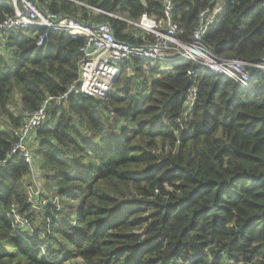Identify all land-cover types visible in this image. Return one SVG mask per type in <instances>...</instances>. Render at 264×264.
<instances>
[{
  "label": "trees",
  "instance_id": "1",
  "mask_svg": "<svg viewBox=\"0 0 264 264\" xmlns=\"http://www.w3.org/2000/svg\"><path fill=\"white\" fill-rule=\"evenodd\" d=\"M72 1L131 20L162 17V0ZM172 1L178 37L188 40L209 0ZM74 2L40 6L108 24L117 40L137 44L131 27ZM12 13L0 2V20ZM43 33L28 28L0 47V162L24 113L78 78L84 40L49 32L37 49ZM203 44L222 59L258 62L264 0H224ZM191 69L132 59L107 101L69 95L46 109L35 134L46 197L29 203L19 156L0 169V264H264V81L241 89Z\"/></svg>",
  "mask_w": 264,
  "mask_h": 264
},
{
  "label": "built area",
  "instance_id": "2",
  "mask_svg": "<svg viewBox=\"0 0 264 264\" xmlns=\"http://www.w3.org/2000/svg\"><path fill=\"white\" fill-rule=\"evenodd\" d=\"M12 5L13 13L0 20V47L6 44L10 34L18 33L28 28H41L44 33L35 38L34 47L40 49L44 46L49 32H58L84 40L79 49L82 59L79 62V74L65 93L59 97H48L38 106L35 112L24 113L18 129L11 131L12 143L5 155V160L0 162V169L14 156H19L29 167V177L32 188L29 190V203L33 204L30 197L33 193L36 201L42 193V187L34 180L41 178L40 160L36 157L38 141L36 130L40 129L46 121V109L50 105L61 106L69 95H81L107 101L113 86L119 78L122 64L132 59L173 65L184 61L192 64L188 76L210 72L232 80L239 88L245 89L255 76H260L264 81V57L256 63H247L236 59H222L203 44V39L215 24L217 17L222 13L224 0H209L210 6L198 12L197 23L188 40H180L178 25L174 22L172 0H162L163 9L161 18H153L146 13L138 19L131 20L127 14L121 16L98 9L90 8L81 3L74 2L92 12L93 16L104 15L131 27L132 36L138 40L137 44L119 41L115 38L108 24L97 23L92 20L77 19L66 15L53 13L48 7H41L40 0H0ZM131 68H127V71ZM129 72V71H128ZM196 98V86H192L187 95V112ZM28 177V176H27ZM18 224L27 231V223L23 220ZM80 264L77 260L68 261L66 264Z\"/></svg>",
  "mask_w": 264,
  "mask_h": 264
},
{
  "label": "rangeland",
  "instance_id": "3",
  "mask_svg": "<svg viewBox=\"0 0 264 264\" xmlns=\"http://www.w3.org/2000/svg\"><path fill=\"white\" fill-rule=\"evenodd\" d=\"M117 14H119V15H121V16H125V14L124 13H121V12H117ZM167 65H173L172 63H169V64H167ZM129 71V72H128ZM127 71V73H128V75H131L132 74V72L130 71V70H128ZM37 182V184H40V187H42V193L40 194V197H39V199L42 197V199H43V197H46V195H45V193H44V189H45V187L47 186L43 181H44V179H42V177L41 178H37V179H35L34 180V182ZM53 188H54V186H52ZM41 195H43V196H41ZM51 195L53 196V194H51V193H48V197H49V199L51 198ZM30 199H31V201H33V204H35L36 202H38V200L36 201V199H35V196H34V194L32 193L31 194V197H30ZM40 201V200H39ZM35 206V205H34ZM36 207V206H35ZM39 233L38 234H42V235H44V232L42 231V229H40L39 228ZM30 236V235H29ZM31 237H33V236H31ZM28 241H29V239H28ZM31 241V240H30ZM79 264V263H78Z\"/></svg>",
  "mask_w": 264,
  "mask_h": 264
}]
</instances>
